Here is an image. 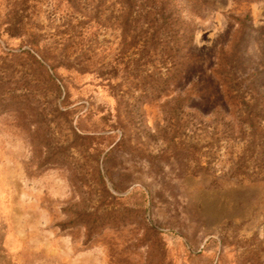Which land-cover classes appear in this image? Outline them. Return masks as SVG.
<instances>
[{
	"label": "rangeland",
	"instance_id": "rangeland-1",
	"mask_svg": "<svg viewBox=\"0 0 264 264\" xmlns=\"http://www.w3.org/2000/svg\"><path fill=\"white\" fill-rule=\"evenodd\" d=\"M60 1L30 2L33 57L2 31L0 0V264H264V167L232 173L244 140L212 75L237 44L264 90V0H176L194 57L155 99L111 0H73L72 14Z\"/></svg>",
	"mask_w": 264,
	"mask_h": 264
},
{
	"label": "trees",
	"instance_id": "trees-1",
	"mask_svg": "<svg viewBox=\"0 0 264 264\" xmlns=\"http://www.w3.org/2000/svg\"><path fill=\"white\" fill-rule=\"evenodd\" d=\"M61 1L64 7L60 10L67 12V9L74 7L69 13L77 11L79 5L77 1ZM30 2L31 0H6L2 15V31L9 36L24 37L25 44L30 49L23 51L35 57L32 47L39 45L42 34L30 29L29 21L33 14V5ZM114 5L115 10L112 8ZM109 6V18L118 21L123 39V53L131 47L136 48L135 68L138 80L141 85L146 84L151 89L150 92H144V96L150 93L154 99L161 97L169 85L175 83L190 66L194 57L190 46L195 24L182 16V7L176 0H111ZM249 20L248 14L238 20L241 34L250 29ZM64 23L66 26L70 25V28L73 27L67 19ZM57 45V43L52 45L55 53L58 50ZM236 46L237 44L230 54L219 50L221 55L217 57L212 75L220 86L224 104L235 112L238 122L237 135L240 140H244V146L233 163L232 173L248 177L251 159L259 161L256 166L264 167V90L260 91L257 83L262 71L256 67L251 68V71L241 67L235 51ZM57 54L54 56L52 54L49 58L53 68L60 65V52ZM63 58L67 61L66 66L74 67L76 70L81 65L80 59L76 56L70 60L69 56L64 55ZM162 69L164 75L160 74ZM197 96L199 92L196 82H190L183 96L177 94L173 98V112L176 113ZM100 180L102 181V178Z\"/></svg>",
	"mask_w": 264,
	"mask_h": 264
}]
</instances>
